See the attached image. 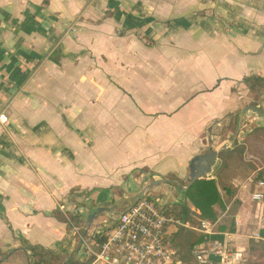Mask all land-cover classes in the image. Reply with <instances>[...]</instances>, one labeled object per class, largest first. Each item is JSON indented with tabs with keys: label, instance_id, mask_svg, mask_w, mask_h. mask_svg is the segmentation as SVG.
<instances>
[{
	"label": "crops",
	"instance_id": "obj_1",
	"mask_svg": "<svg viewBox=\"0 0 264 264\" xmlns=\"http://www.w3.org/2000/svg\"><path fill=\"white\" fill-rule=\"evenodd\" d=\"M251 75L264 77V0H0L2 263L28 264L23 241L84 260L81 234L57 212L80 215L81 230L144 190L177 195L194 159L230 144L235 116L255 108L242 85ZM252 174L234 163L226 179L239 202L226 232L245 250L264 224ZM107 212L89 233L120 215Z\"/></svg>",
	"mask_w": 264,
	"mask_h": 264
},
{
	"label": "trees",
	"instance_id": "obj_2",
	"mask_svg": "<svg viewBox=\"0 0 264 264\" xmlns=\"http://www.w3.org/2000/svg\"><path fill=\"white\" fill-rule=\"evenodd\" d=\"M244 97L249 98L250 105L258 110H262V100L264 97V77L251 75L245 77L242 81ZM239 115L235 116L233 130L238 127ZM246 154L256 158L253 162H245ZM221 160L217 165L215 173L205 179L197 180L187 190L181 189L183 201L181 203L167 204L171 214L175 215L183 223H189L191 226L198 225L201 221L216 223L220 216L226 211L228 204L224 200L225 193L228 201L231 203L238 189L231 184L226 183V179L231 176V169L234 163H242L249 166L253 171L255 181H264V124L254 127L246 132L241 142L237 141L233 150H228L221 155ZM175 175H169L166 178L174 179ZM185 184L184 186H187ZM238 201L234 200L229 212L217 223V229L220 232H235V216L238 209ZM127 209V207L125 208ZM264 218V207H263ZM58 220L68 224L72 231L73 227H80L83 220L80 215H74L63 212H57ZM227 217V218H226ZM195 227V226H194ZM170 238L167 242L169 247L179 251L181 264H212L219 261V258L211 256L206 263H201L196 259L193 250L206 242L208 238L194 231L191 228L179 226L172 229ZM84 229L81 228L80 234ZM261 238L258 241H252L249 248V258L246 264H264V224L259 228ZM105 235L88 233L86 240L91 248L98 250V245L105 241ZM211 240H223V236H212ZM23 248L29 253L31 264H64L68 259L59 251L44 248L39 245H31L26 241L22 243ZM83 246L81 247V249ZM4 254L0 251V258ZM93 256H86L84 260L76 259L72 256L67 264H91ZM213 261V262H212ZM3 264V263H1Z\"/></svg>",
	"mask_w": 264,
	"mask_h": 264
},
{
	"label": "built area",
	"instance_id": "obj_3",
	"mask_svg": "<svg viewBox=\"0 0 264 264\" xmlns=\"http://www.w3.org/2000/svg\"><path fill=\"white\" fill-rule=\"evenodd\" d=\"M216 3L219 0H209ZM5 112L0 113V124L8 123ZM250 183H255L256 190L252 193V201L264 207V181H255L253 174L249 178ZM167 204L158 197L147 194L142 197L130 209L120 214L109 229H96V234L105 235V241L94 250L86 238L83 248L86 256H93L91 264H181L179 251L169 247L167 242L173 228L184 226L208 238V242L197 246L193 250L196 259L206 263L211 256L219 258L212 264H246L247 250L234 245L230 232H220L217 223L201 221L199 226H191L183 223L175 215L171 214ZM230 205L226 211L230 210ZM80 227H73V231H79ZM223 236V240H211L212 236ZM82 234L80 235L81 238ZM87 237V236H86ZM251 238L259 240V232ZM213 262V261H212Z\"/></svg>",
	"mask_w": 264,
	"mask_h": 264
},
{
	"label": "water",
	"instance_id": "obj_4",
	"mask_svg": "<svg viewBox=\"0 0 264 264\" xmlns=\"http://www.w3.org/2000/svg\"><path fill=\"white\" fill-rule=\"evenodd\" d=\"M255 113H258L260 115V118L258 120V122H264V113L260 112L257 108H253V107H247L245 108L242 113L240 114L239 117V121H238V127L236 130V133L234 135L233 140L230 142V144H227L224 148L222 149H216L213 150L212 152H209L199 158H195L194 161L192 162V165L195 167V170L193 171L192 175H191V179L188 183L187 186H184L182 189L183 190H187L193 183H195L197 180L200 179H205L208 178L210 176L213 175L214 173V169L217 167L219 161H220V155L225 152L226 150H228L229 148H231L235 142L237 141L242 128H243V123L244 120L247 117H253ZM164 181L166 182H172V183H177L176 181L170 180V179H165ZM178 184V183H177ZM147 190H144L134 201V203L132 205H130L127 209H125L124 211L130 209L131 207H133V205L135 203H137L142 197H144L146 195ZM104 211H112L115 212L117 214H122L124 213V211H117L114 207H99L97 208L92 214H90L87 217V224H86V228L84 229V232L80 238L79 241V246L78 249L80 247H82L84 239L86 238V236L88 235L94 221L97 219V217L99 216V214H101ZM25 252L27 253V251L25 250ZM29 258V257H28ZM71 258V257H70ZM69 258V259H70ZM5 259H7V256L5 257ZM69 259L64 263L67 264V262L69 261ZM3 261H0V264Z\"/></svg>",
	"mask_w": 264,
	"mask_h": 264
},
{
	"label": "rangeland",
	"instance_id": "obj_5",
	"mask_svg": "<svg viewBox=\"0 0 264 264\" xmlns=\"http://www.w3.org/2000/svg\"><path fill=\"white\" fill-rule=\"evenodd\" d=\"M220 160H221V156H220ZM220 162V161H219ZM217 168V167H216ZM169 179H171V178H169ZM190 179H191V176L188 178H186L184 181H178L177 180V178L174 176V179H171V180H173V181H178V189H179V191H176L177 192V195H175L176 193L175 192H167L166 190H164L165 188L167 189L168 187H166L165 186V188H164V185H161V188H160V190L158 191V193H156L155 194V196H160V197H163V196H166L167 195V197H174V198H170V200L171 201H173V202H175V197H177L178 195H181V189L184 187V185L185 184H188L189 183V181H190ZM228 179H231L230 177L228 178ZM245 179H248V176H246L245 177ZM250 183V182H249ZM251 185L253 186V189L251 190V193H253L254 192V188H255V183H251ZM224 194V200L226 201V203L228 204V205H230L231 203L228 201L229 199H228V196L225 194V193H223ZM227 196V197H226ZM231 206V205H230ZM125 204H120L119 205V210H124L125 209ZM231 208V207H230ZM226 209H227V207H226ZM229 211H225L220 217L221 218H224L225 216H226V214L228 213ZM76 213V212H75ZM109 214V212H107V211H105V212H102L101 214H99V216L100 215H104V216H106V215H108ZM227 218V217H226ZM86 224H87V220H86V222H85ZM86 224H85V228H86ZM194 226H198V225H194ZM84 228V229H85ZM105 229V228H104ZM249 240V244H248V247L247 248H250V243L252 242V241H254L255 239H252V238H249L248 239ZM256 241V240H255ZM206 242H208V241H206ZM248 251H247V254H246V257H247V259L249 258V249H247ZM18 255L17 254H15V256H14V258L15 257H17ZM5 255H3L0 259L3 261L4 259H5ZM28 259V258H27ZM29 260V259H28ZM247 263V262H246ZM28 264H31V262H30V260L28 261Z\"/></svg>",
	"mask_w": 264,
	"mask_h": 264
}]
</instances>
